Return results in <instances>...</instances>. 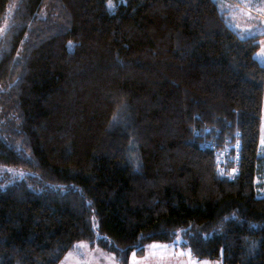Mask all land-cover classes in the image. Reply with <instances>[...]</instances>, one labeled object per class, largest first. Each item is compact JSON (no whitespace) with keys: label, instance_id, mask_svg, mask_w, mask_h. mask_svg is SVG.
<instances>
[{"label":"trees","instance_id":"obj_1","mask_svg":"<svg viewBox=\"0 0 264 264\" xmlns=\"http://www.w3.org/2000/svg\"><path fill=\"white\" fill-rule=\"evenodd\" d=\"M0 0V264L152 241L264 264L260 35L217 0Z\"/></svg>","mask_w":264,"mask_h":264},{"label":"rangeland","instance_id":"obj_2","mask_svg":"<svg viewBox=\"0 0 264 264\" xmlns=\"http://www.w3.org/2000/svg\"><path fill=\"white\" fill-rule=\"evenodd\" d=\"M235 1L234 3L233 0H217L220 9L226 11L229 23L241 36L260 35L261 47L256 53V58L264 64V0ZM108 4L111 9L115 6L113 0H109ZM259 148L260 152L264 154V108ZM29 173L23 168L0 162V186H5L11 179L25 176ZM256 194L264 196V177L261 181H258ZM181 240L182 236L179 235L173 242L152 241L145 246L143 254L132 252L128 264H223L222 260L194 256L190 248L181 245ZM79 244L87 245V247L77 248L76 246ZM151 245L167 247L151 249ZM66 261H72L76 264H117L114 254L100 248L92 249L84 241L75 245L68 253Z\"/></svg>","mask_w":264,"mask_h":264},{"label":"snow or ice","instance_id":"obj_3","mask_svg":"<svg viewBox=\"0 0 264 264\" xmlns=\"http://www.w3.org/2000/svg\"><path fill=\"white\" fill-rule=\"evenodd\" d=\"M178 243V242H177ZM77 248H86L87 245H84V244H79L76 246ZM161 247H164L166 248L167 246H159V245H151L150 248L151 249H158V248H161Z\"/></svg>","mask_w":264,"mask_h":264},{"label":"crops","instance_id":"obj_4","mask_svg":"<svg viewBox=\"0 0 264 264\" xmlns=\"http://www.w3.org/2000/svg\"><path fill=\"white\" fill-rule=\"evenodd\" d=\"M234 3L236 2L235 0H233ZM236 4H239V3H236ZM242 4V3H241ZM247 9V8H246ZM248 10V9H247ZM89 245V244H88ZM90 248H92L90 245H89ZM94 249V248H92ZM68 254L64 257V259L59 263V264H76L75 262H72V261H66V258H67Z\"/></svg>","mask_w":264,"mask_h":264}]
</instances>
